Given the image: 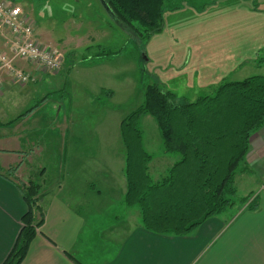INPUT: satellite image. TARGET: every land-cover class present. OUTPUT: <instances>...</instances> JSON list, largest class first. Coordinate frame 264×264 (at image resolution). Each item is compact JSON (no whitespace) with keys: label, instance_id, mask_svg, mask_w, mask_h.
<instances>
[{"label":"crops","instance_id":"obj_1","mask_svg":"<svg viewBox=\"0 0 264 264\" xmlns=\"http://www.w3.org/2000/svg\"><path fill=\"white\" fill-rule=\"evenodd\" d=\"M249 1L196 0L172 10L189 16L188 20L181 17L180 23L189 25L195 42L209 44L212 34L221 35L228 28L242 38H262L264 46V0L259 5H254L257 0ZM14 38L7 28H0V49L17 68L36 75L29 88L34 92V85L45 83L42 76L48 73L14 53ZM238 43L218 44L215 49L206 46L201 56L206 64L211 62L212 69L203 68L205 85L200 84L204 88L196 99L216 91L223 82L264 74V58L257 52L262 47L254 42L248 47ZM116 52L76 63L67 71L61 89L59 84L60 94L48 95L27 115L23 114L28 109L11 119L15 103L34 93L21 94L16 86L26 85L0 66V264L13 248L28 210L20 179L40 186L44 213L21 264H264V125L252 134L236 173L238 193L243 184L240 196L259 190L254 208L228 207L187 235L155 233L145 227L140 207L125 202L127 150L121 122L126 115L119 111L120 101L131 93L132 79L126 71L124 78L118 77L121 70L109 65V60L122 55ZM80 66L86 70L84 79L71 76ZM67 85L88 98L74 96L72 102L74 97H70L68 106L64 100ZM87 104L89 110L83 113L90 118L84 121L80 110ZM94 108L100 112L96 120L90 114L97 113L91 111ZM149 116L143 117L154 129ZM84 125L92 126V133L84 132ZM157 129L158 143L165 152ZM142 142L145 149L144 137ZM165 155L169 158L161 161L151 155L148 169L153 181L161 180L181 158L175 153Z\"/></svg>","mask_w":264,"mask_h":264},{"label":"trees","instance_id":"obj_2","mask_svg":"<svg viewBox=\"0 0 264 264\" xmlns=\"http://www.w3.org/2000/svg\"><path fill=\"white\" fill-rule=\"evenodd\" d=\"M104 3L106 11L117 22L133 28L143 42L162 31L165 0ZM116 53L101 51L81 58L93 62ZM67 55L71 59L76 53ZM45 99L36 101L23 115ZM175 99L174 93L159 84H149L142 104L121 122L127 150L125 202L140 207L147 229L187 235L232 203L231 197L237 192V170L245 160L252 134L264 125V74L223 82L212 95L194 101L177 103ZM145 115L156 120L165 152L181 155L159 181H153L149 174L151 155L143 147V131L138 126ZM22 194L28 205L22 216L24 225L2 264H21L36 236V227L43 223L42 208L39 217L35 212L39 209L36 198L40 186L29 181Z\"/></svg>","mask_w":264,"mask_h":264},{"label":"rangeland","instance_id":"obj_3","mask_svg":"<svg viewBox=\"0 0 264 264\" xmlns=\"http://www.w3.org/2000/svg\"><path fill=\"white\" fill-rule=\"evenodd\" d=\"M195 1L196 0H165L164 25L162 31L153 35L148 42H143L139 39L133 28H129L121 22H117L106 11L101 0H8V3L21 7L24 11L25 19L33 23L37 41L43 46L53 43L52 45L62 58V67L55 73H48L46 76H42L45 79V83L34 85V92H32V89H29L31 83L34 84V82L22 84L26 85V87L16 86L21 94H34H32L33 96L31 98L21 99L17 102L15 100L16 111L12 112L9 118L15 117L18 112L29 110L36 101L43 99L44 95V98H46L45 100H47V97H49L48 95L51 96L55 93L60 94L59 84L62 83L61 89L70 67L78 63V61L84 60L81 58V55L90 57L88 55H94L101 51H120L122 55L116 58L113 57V59L109 60V65L115 66L118 70H121L122 73H119L118 77L121 75L124 78L126 71V75L131 76L132 79L131 93L127 95L126 100L120 101L123 102V105L119 112L124 116H127L142 104L146 87L153 83L159 84L165 91L174 93L177 103L195 100L199 92L204 88L201 87L200 84L205 85L206 79L203 74V68L207 66L212 69L211 62L206 64L204 58L201 56L206 46L215 49L218 44L225 45L238 41L240 42L238 43L240 46L243 45L244 47H248L254 42L258 47H262L257 52L260 57L264 58L262 38H242V36L232 33V30L228 28H226L221 35L218 33L212 34L209 39V44H202L199 42V39L195 42L196 38L190 35L189 31H191V29L189 25L180 23L181 17H184V20H188L189 16L186 13L181 15L176 14L177 9L172 10L177 6L182 7L189 3L192 5L191 3ZM249 2L253 3V0ZM259 4V0L254 2V5ZM187 7H191L190 9H192L193 6H186L185 8ZM250 22L255 26L253 20L250 19ZM252 29L256 28L252 27ZM55 34H57L56 40L50 41L49 38H51V36L54 38ZM69 52L76 53V56L72 55L70 59L67 55ZM190 52H192V56L189 55ZM251 74L253 73L248 75ZM71 76L84 79L87 76L86 70L85 68L83 69V66H80L79 69L73 71ZM82 86L85 88V85L82 84ZM206 86L209 87V85ZM208 87L207 90L209 89ZM195 89L197 92L194 95L193 91ZM28 90H30L29 93H27ZM63 92L64 91L61 93ZM214 92V90H211L209 95H212ZM64 93V100L70 107L71 103L76 100L74 96H80V98L84 97V99L88 98L87 94L71 85L66 86ZM70 97H74L72 102H70ZM82 108L80 113L82 114L83 120L86 121L90 118L88 115L89 113H83V111L89 110L88 104L84 105ZM91 111L97 112L90 113L91 116H96L94 119L96 120L97 116H100L99 110L94 108ZM146 118L147 117H142L138 124L139 128L143 131L145 149L156 160L161 161L169 158L165 155L167 153L163 151L160 143H158L156 136L158 127L155 119L150 116L148 117L151 122H153L154 129H152V126H150L151 123L148 122ZM99 119L100 118H98V120ZM110 121H113L112 116ZM11 123L12 121L7 124L10 125ZM83 128L86 129L84 132L92 133V126L84 125L82 126V129ZM76 131L82 132L79 131V129ZM159 140V142H162L161 137H159ZM175 154L179 156V158L181 157L179 154ZM24 180L25 179H20L22 188L28 185V182ZM242 190L243 184L239 185V192L241 193ZM258 191L259 190H254L248 197H242L240 193L237 192L236 195L231 197L232 203L229 207H236L239 209L242 208L243 205H247L248 207L250 205L253 206L257 200L255 195ZM36 199L38 200L39 209H35V212L39 217L38 213H40L42 208V195H39Z\"/></svg>","mask_w":264,"mask_h":264},{"label":"built area","instance_id":"obj_4","mask_svg":"<svg viewBox=\"0 0 264 264\" xmlns=\"http://www.w3.org/2000/svg\"><path fill=\"white\" fill-rule=\"evenodd\" d=\"M18 13L14 14L13 10ZM0 28H7L15 37L14 53L46 73H55L62 67V58L53 45L43 46L35 37L34 25L25 19L21 7L0 0ZM0 66L8 70L15 80L27 84L35 82L36 75L27 73L12 64L10 56L0 49ZM1 83V79H0Z\"/></svg>","mask_w":264,"mask_h":264},{"label":"water","instance_id":"obj_5","mask_svg":"<svg viewBox=\"0 0 264 264\" xmlns=\"http://www.w3.org/2000/svg\"><path fill=\"white\" fill-rule=\"evenodd\" d=\"M102 4L104 5L105 9L108 10V7L106 6V4L104 3V0H101Z\"/></svg>","mask_w":264,"mask_h":264},{"label":"clouds","instance_id":"obj_6","mask_svg":"<svg viewBox=\"0 0 264 264\" xmlns=\"http://www.w3.org/2000/svg\"><path fill=\"white\" fill-rule=\"evenodd\" d=\"M13 13H14V14H17V13H18V11L14 9V10H13Z\"/></svg>","mask_w":264,"mask_h":264}]
</instances>
